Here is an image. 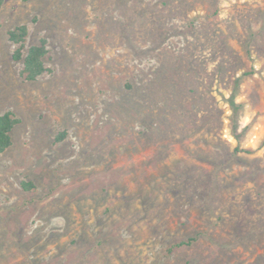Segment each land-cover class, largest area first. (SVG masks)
Returning a JSON list of instances; mask_svg holds the SVG:
<instances>
[{"label":"rangeland","instance_id":"374dc122","mask_svg":"<svg viewBox=\"0 0 264 264\" xmlns=\"http://www.w3.org/2000/svg\"><path fill=\"white\" fill-rule=\"evenodd\" d=\"M7 112L0 264H264V0H5Z\"/></svg>","mask_w":264,"mask_h":264},{"label":"trees","instance_id":"16d2710c","mask_svg":"<svg viewBox=\"0 0 264 264\" xmlns=\"http://www.w3.org/2000/svg\"><path fill=\"white\" fill-rule=\"evenodd\" d=\"M5 0H0V8L3 6ZM28 32L25 26L16 28L9 32L10 40L16 44H22L21 47L16 51L14 59L16 61L23 60L24 62V73L29 80H36L46 71V62L49 57V49L47 41L42 40L40 44L30 46L26 49L24 55L23 50L25 49V43L27 40ZM232 109L234 112L238 110L235 103L234 97L230 100ZM19 123V120L14 117L11 112H7L0 115V154L5 153L13 144V130ZM192 243V240L188 242H181L171 248L173 251L175 248L188 246Z\"/></svg>","mask_w":264,"mask_h":264}]
</instances>
